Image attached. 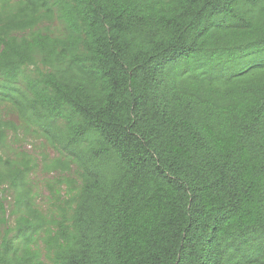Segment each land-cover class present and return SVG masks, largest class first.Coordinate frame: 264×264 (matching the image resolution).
Here are the masks:
<instances>
[{
  "label": "trees",
  "instance_id": "1",
  "mask_svg": "<svg viewBox=\"0 0 264 264\" xmlns=\"http://www.w3.org/2000/svg\"><path fill=\"white\" fill-rule=\"evenodd\" d=\"M0 264H264V0H0Z\"/></svg>",
  "mask_w": 264,
  "mask_h": 264
},
{
  "label": "rangeland",
  "instance_id": "2",
  "mask_svg": "<svg viewBox=\"0 0 264 264\" xmlns=\"http://www.w3.org/2000/svg\"><path fill=\"white\" fill-rule=\"evenodd\" d=\"M23 150H31L34 149V151H44V148L35 141H28L25 145L22 147ZM52 153V152H51ZM47 179V177L43 174L38 173L36 179H35V186L38 190V193L41 195L42 200L41 204L47 205L46 202H48V192L44 189V181ZM9 201L11 200V197H8Z\"/></svg>",
  "mask_w": 264,
  "mask_h": 264
}]
</instances>
